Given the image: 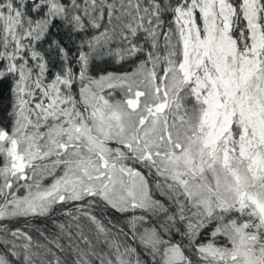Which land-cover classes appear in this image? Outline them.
<instances>
[{
  "label": "snow or ice",
  "instance_id": "snow-or-ice-1",
  "mask_svg": "<svg viewBox=\"0 0 264 264\" xmlns=\"http://www.w3.org/2000/svg\"><path fill=\"white\" fill-rule=\"evenodd\" d=\"M168 13L172 20L162 32ZM57 18L73 31L103 27L81 42L89 52H79L78 98L72 67L45 83L47 63L33 47ZM140 31L150 41L147 51L132 43ZM113 39L129 46L105 53ZM52 45L65 54L58 41ZM0 46V64L7 61L0 77L15 80L12 129L0 128V221L47 217L73 203L76 214H63L90 220L108 249L98 251L82 231L76 235L88 248L72 247L60 224L77 254L74 264H147L137 243L152 264H193L185 247L195 248L201 264H264V0H31V7L0 0ZM92 54L114 56L116 63L144 58L131 71L96 78L86 75ZM105 88L121 89L124 98H106ZM44 175L51 184L41 183ZM20 187L23 196L13 191ZM97 201L132 213L124 221L129 231L114 224L112 233L92 215ZM212 222L211 239L196 243ZM9 235L27 242L18 245ZM173 235L181 240L173 242ZM50 243L63 250L59 237ZM0 244L11 245L7 254L14 257L22 247L24 264L38 255L28 233L4 223ZM7 254L0 253V264H11ZM52 255L45 264H61Z\"/></svg>",
  "mask_w": 264,
  "mask_h": 264
},
{
  "label": "trees",
  "instance_id": "trees-1",
  "mask_svg": "<svg viewBox=\"0 0 264 264\" xmlns=\"http://www.w3.org/2000/svg\"><path fill=\"white\" fill-rule=\"evenodd\" d=\"M63 3H68L69 0H61ZM81 4L83 3V0H78ZM26 3L29 7H31V0H26ZM46 10V9H44ZM29 15H33L29 12ZM41 15H43V11L41 12ZM35 19L36 17L33 16ZM70 19V16H69ZM163 19L166 21L163 28L160 29V31H167L169 25L167 21L172 20V16L170 13L165 14ZM85 24L87 25V18H84ZM103 24L107 23V17L105 13V19L102 22ZM241 26H243V22L241 23ZM172 27H175L173 24ZM100 31H103V27L101 29H92L90 26H86L85 29L79 30V31H73V27L71 24H69L67 21L63 19L57 18L52 26L50 27L47 35L39 42H36L33 47L36 51H39L42 56L44 57V60L47 63V70L44 73L45 77V83L50 82L54 75L57 72H62L65 65H69L72 67L73 72L76 74L77 80L72 86V92L79 97V88H80V82H79V72L81 65L77 62L79 57V52L83 50L85 53L89 52V48L87 43L85 42L83 44V47L81 49L80 45L82 41H87L88 38H90L93 35H98ZM145 33L143 31H140L137 33V36L132 38V43L142 46L145 51L150 49V41L145 40ZM58 41L59 46L63 47L66 52L65 54H61L59 52V48L55 45H52V41ZM116 41V42H115ZM23 42L27 45L29 43L28 38H24ZM163 37H160V51L163 53ZM50 45H52L50 47ZM125 42H122L120 40H113L111 44L106 46L103 51L106 53L109 49H115L117 47L123 48L127 47ZM14 48V44L11 45L7 51H12ZM0 51H5V49L0 46ZM25 56H28L27 51H23L22 53ZM143 54H137L136 57H133L131 59H126L121 61L120 63H116V57L114 56H108L103 55L97 58L96 54H92L89 57V65H88V72L86 75L96 77L98 78L102 74H106L108 72H126L130 71L135 67V63H137L140 59H143ZM17 62H19V57H17ZM7 61H4L2 64H0V68L6 64ZM36 61H33L30 57L28 59L29 67H32ZM126 64H128L126 66ZM34 73L38 72V69H33ZM14 76L12 74H6L3 77H0V128H4L7 131H11L14 117L11 115L13 112V103H14V94H13V86H14ZM86 82V81H85ZM109 93L111 95L109 96ZM106 98L115 101V100H121L124 98L123 92L116 90V89H108L105 88L103 93ZM37 96H39V92H37ZM110 146L115 147L114 143L110 144ZM3 163V158L0 157V164ZM135 167L139 168L141 171H145L144 169L140 168V165H135ZM29 175H31V172H29ZM44 178L41 180V183L44 185ZM50 181V177L48 182ZM28 183H31L32 181H27ZM20 184H24L25 181H20ZM13 191H16L17 195L23 196L25 195L26 189L23 187L20 188H14ZM159 198V197H157ZM2 202V201H0ZM83 203H87V200H85ZM73 210V215H75L74 211V204L69 203L65 205H58L54 208V210L47 216V217H33V218H26V217H18V218H8L4 221H0V223L7 224L10 230H14L16 228H21L22 231L28 233L29 236L32 237V246L31 251L38 253V255L33 256L34 264H45V262H52L54 260V257L52 253H55L57 257L60 258L61 264H74L77 254L73 253L72 247H74L76 244H79L81 248L87 249L88 245L83 243L81 238L76 235L77 232L82 231L84 236H87L88 239L92 242L93 247H95L98 251H107V245L100 243L99 241H103L104 237L97 235L96 227L93 223L90 222L87 218L81 216L79 220H71V217L65 216L63 213L68 210ZM92 215H95L98 220H100L106 227L111 228L112 233L117 232V228L113 227L114 224H119L121 227H123L125 232H128L129 229L127 225L124 223V221L130 216L132 213L128 214H121L116 212L115 210L105 207L102 201H97V205L92 209L91 211ZM135 214L140 215L141 212L137 211ZM71 220V227L69 228V221ZM111 220V223L109 221ZM60 224L65 225V229L71 233L72 236V247H70V240L67 235H64L61 233V229L58 227ZM79 224L81 227L77 228L76 225ZM216 226L215 222H212L206 229L201 231L200 236L197 238L196 243H206L210 237V233L212 229H214ZM181 230H183V226L181 225ZM37 229H40V231H37ZM41 231L43 232V235H41ZM57 237H59V243L63 246V250L60 248H57L55 244L50 243V241L55 240ZM222 236L216 237V242L221 243ZM9 240H14L16 244L22 245L26 243L23 238L16 239L13 238L11 235L7 237ZM111 238V237H109ZM121 240L126 239L125 237L121 236L119 237ZM167 238V237H165ZM173 242L180 241L181 237L179 235H173L172 237ZM128 243H133L131 240H128ZM183 245L188 244V240L184 239L182 241ZM40 245H44L45 247H40ZM11 245L5 246L3 244H0V253L7 254V247H10ZM137 248V251L140 253L141 259L143 261H146L147 264H152L151 258L147 255H145L144 251L140 247V245L134 244ZM47 249H51V252H48ZM184 253L186 256H188L193 264H201V262L198 260L196 254H195V248L194 247H185ZM15 251L20 253L18 256H12L11 254H7V259L11 262V264H24L23 261V248L19 247L16 248ZM89 259H92L89 257ZM93 264H99L98 260H93ZM157 264H159V261L157 260Z\"/></svg>",
  "mask_w": 264,
  "mask_h": 264
},
{
  "label": "rangeland",
  "instance_id": "rangeland-1",
  "mask_svg": "<svg viewBox=\"0 0 264 264\" xmlns=\"http://www.w3.org/2000/svg\"><path fill=\"white\" fill-rule=\"evenodd\" d=\"M113 40H118V39H113ZM113 40H112V42H113ZM112 42H111V43H112ZM115 42H116V41H115ZM111 43H110V44H111ZM107 46H108V45H107ZM127 65H128V64H126V66H127ZM130 71H131V70H130ZM116 90H119V91H121V93H122V90H121V89H119V88H116ZM49 177H50V181L48 182V180H49ZM43 178H44L43 182H44V181H46V182H47V183H45V182H44V185H45V186H47V185H49V184H51V183H52V177H51V176L44 175V177H43ZM25 192H26V191H25ZM24 194H25V193H24ZM212 230H213V229H212ZM221 238H222V239H221V240H222V241H221V243H223L225 238H224L223 236H222ZM217 243H219V242H217Z\"/></svg>",
  "mask_w": 264,
  "mask_h": 264
}]
</instances>
